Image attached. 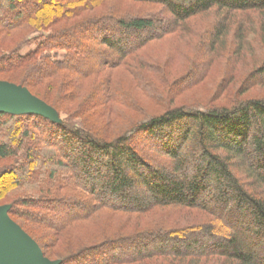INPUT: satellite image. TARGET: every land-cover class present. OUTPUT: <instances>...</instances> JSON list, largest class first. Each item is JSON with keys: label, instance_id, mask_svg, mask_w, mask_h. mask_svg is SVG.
<instances>
[{"label": "trees", "instance_id": "obj_1", "mask_svg": "<svg viewBox=\"0 0 264 264\" xmlns=\"http://www.w3.org/2000/svg\"><path fill=\"white\" fill-rule=\"evenodd\" d=\"M54 1L59 3L49 9ZM131 1L162 7L164 21L106 14L82 17L104 0H0V38L74 20L37 37L36 47L26 54L21 51L24 42L0 54V74L38 60L28 68L26 87L65 71L87 79L123 66L154 39L212 9L264 12V0ZM63 50L61 60L58 52ZM257 75L264 83V65ZM109 80L98 86L110 97L116 88ZM86 102L83 111L90 117L108 106L104 97ZM90 117L78 125L39 114L0 112V159L14 158L17 185H28L41 195L22 203L31 210L25 214L11 205L12 217L46 225L60 237L65 228L102 209L132 214L171 206L195 209L211 220L185 239L146 233L153 238L140 248L133 246L130 253L122 245L108 256L76 264H126L156 256L182 264H264V98L206 109L166 107L111 135ZM34 162L38 166L30 170ZM54 188L79 190L84 199L53 194ZM119 240L124 243V238ZM127 240L133 242L134 237ZM77 256L81 258H73ZM70 259L62 258L63 264H74L67 262Z\"/></svg>", "mask_w": 264, "mask_h": 264}, {"label": "rangeland", "instance_id": "obj_2", "mask_svg": "<svg viewBox=\"0 0 264 264\" xmlns=\"http://www.w3.org/2000/svg\"><path fill=\"white\" fill-rule=\"evenodd\" d=\"M58 3L59 1H54L48 8L52 9ZM89 14L114 15L120 18L153 17L161 21L166 17L162 7L158 5L131 0H104L103 4L82 17ZM73 22L71 20L55 26L27 28L4 35L0 38V54L12 51L22 42L24 44L21 51L26 54L36 47L37 37ZM64 55V50L58 52L59 59L63 60ZM126 62L123 66L106 69L91 78H82L65 71L43 83L26 87L23 84L28 86V68L38 63L36 60L20 70L0 74V81L28 90L37 99L34 109L42 111L46 109L45 104L51 107L49 103H52L57 108H53L55 112L59 110L57 115L60 120L69 119L78 125L90 117V114L83 111L84 105L88 106L86 101L104 97L108 99V106L106 109L99 107L96 119L91 116L90 120L110 135L118 134L123 129L125 131L142 118L162 113L166 107L206 109L231 105L249 98H264L263 77L253 76L264 65V12L212 9L154 39ZM108 79V83L111 82L110 85L116 88V92L110 97L98 86ZM68 83L72 85L68 86ZM15 162L14 158L0 159V172L4 173L0 180V206L9 207L10 218L38 244L47 258L60 261V264H63L64 257L72 258L67 262L74 264L86 263L96 255L103 258L109 252H117L122 245L126 246V253H130L133 246L140 248L153 238L146 233H170L172 240L177 239L175 235L179 234L185 239L188 234L211 220L208 214L176 206L155 208L143 214L102 209L92 217L65 228L64 234L56 237L46 225L32 224L27 218L11 216V205L25 214L31 210L22 203L41 196L28 185H17L16 179L19 176L14 169ZM37 166L38 163L34 162L29 169L34 170ZM54 189L53 194L84 199V193L79 190ZM130 236L134 237L133 242L127 240ZM120 238H124V243L119 242L122 241ZM137 242L139 243L136 244ZM84 248H89V251ZM73 249L76 250L73 252L75 254H67ZM75 255L81 258H73ZM180 262L174 261L172 257L156 256L126 264ZM208 264L214 262L210 261Z\"/></svg>", "mask_w": 264, "mask_h": 264}, {"label": "water", "instance_id": "obj_3", "mask_svg": "<svg viewBox=\"0 0 264 264\" xmlns=\"http://www.w3.org/2000/svg\"><path fill=\"white\" fill-rule=\"evenodd\" d=\"M37 101L26 89L0 81V112L39 114L60 121L55 110H37ZM43 103V102H42ZM9 207L0 206V264H60L42 252L38 244L8 215Z\"/></svg>", "mask_w": 264, "mask_h": 264}]
</instances>
